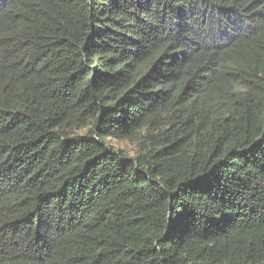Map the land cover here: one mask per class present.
<instances>
[{"label":"trees","instance_id":"1","mask_svg":"<svg viewBox=\"0 0 264 264\" xmlns=\"http://www.w3.org/2000/svg\"><path fill=\"white\" fill-rule=\"evenodd\" d=\"M0 264H264V0H0Z\"/></svg>","mask_w":264,"mask_h":264}]
</instances>
